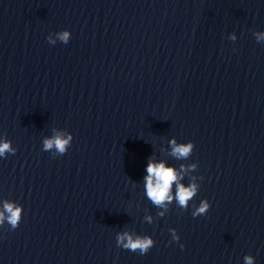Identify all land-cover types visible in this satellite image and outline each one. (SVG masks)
Wrapping results in <instances>:
<instances>
[{
  "label": "clouds",
  "instance_id": "clouds-1",
  "mask_svg": "<svg viewBox=\"0 0 264 264\" xmlns=\"http://www.w3.org/2000/svg\"><path fill=\"white\" fill-rule=\"evenodd\" d=\"M56 38L64 44H67L70 39L71 33L67 30L60 31L55 34ZM257 42L264 40V32L254 33ZM48 42L52 45L56 43L52 39V36L47 37ZM235 39V36L232 37ZM73 137L71 134L57 133L51 138H46L43 142V151H51L55 149V153L63 155L67 152L68 148L71 146ZM172 151L171 155L177 159H187L189 158L195 145L193 142L187 143H177L176 139L173 138L170 141ZM16 149L11 146V143L7 140L0 142V157H5V154H15ZM198 165L196 163L190 164L187 167L181 165V172L178 173L174 167L166 166L164 162H154L149 160L146 167V177H145V188L146 196L148 199L156 206L164 207L166 202L170 203L173 200L172 189L173 185L176 186L175 199L178 205L185 210L188 208L189 201L197 195L199 190V185L196 183V178H192L190 183L185 186L179 183L183 179V173L196 170ZM211 205L207 199L200 202L199 206L194 207L192 212L193 217L205 215L210 209ZM23 208L22 205L16 204L13 201L5 200L3 202V207L0 209V227L7 222L11 229H16L22 219ZM161 215H163L161 213ZM151 222V217L147 218ZM172 234V239L174 241H179L180 237L176 235L175 229L169 230ZM116 243L118 247L130 250L132 252L139 251L140 254H146L153 246L154 240L151 236H133L128 232H123L117 234ZM183 247V245H181ZM244 264H254V257L251 255H246L244 257Z\"/></svg>",
  "mask_w": 264,
  "mask_h": 264
}]
</instances>
